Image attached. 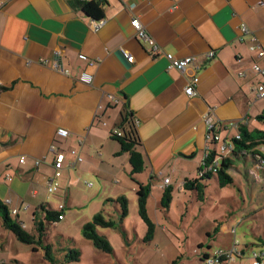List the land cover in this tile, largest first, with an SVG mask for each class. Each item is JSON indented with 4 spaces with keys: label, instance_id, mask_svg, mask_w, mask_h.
Masks as SVG:
<instances>
[{
    "label": "crops",
    "instance_id": "obj_1",
    "mask_svg": "<svg viewBox=\"0 0 264 264\" xmlns=\"http://www.w3.org/2000/svg\"><path fill=\"white\" fill-rule=\"evenodd\" d=\"M73 1L0 0V200L11 213L18 210L12 217L28 232H34L35 212L58 210L65 206L61 199L73 202L74 188L83 182L87 186L91 178H114V184H121L116 187L120 196L125 194L130 157L121 154L112 135L122 132L126 113L142 143L143 173L150 180L156 177L162 191L165 178L171 180L169 187L175 180L182 189L187 179L206 169L208 113L219 123L234 124L231 135L241 126L264 131V121L258 119L264 99L257 98L264 77L251 70L254 62L264 69V58L250 50L253 43L264 49V7L258 4L264 0H107L98 30L97 22ZM134 19L148 39L139 38ZM123 50L134 57L133 63ZM167 54L195 57V66L180 73L169 68ZM241 71L246 77L239 76ZM83 73L94 77L92 85L79 81ZM195 77L200 78L198 95L189 97L185 89ZM59 129L69 135L59 136ZM73 151L83 161L77 162ZM60 153L65 156L60 188L49 194L47 182ZM248 168L254 169L252 162ZM138 179L143 183L140 175ZM103 187L89 205L106 207ZM133 188L137 192L134 182ZM227 229L222 224L218 233ZM207 235L215 239L211 232ZM17 241L0 218V262L19 263L11 258L13 245L24 251ZM253 241L240 244L243 255L236 264H252L251 252L264 250L261 235ZM231 244L219 250H230ZM206 247L202 254L210 253V241Z\"/></svg>",
    "mask_w": 264,
    "mask_h": 264
},
{
    "label": "rangeland",
    "instance_id": "obj_2",
    "mask_svg": "<svg viewBox=\"0 0 264 264\" xmlns=\"http://www.w3.org/2000/svg\"><path fill=\"white\" fill-rule=\"evenodd\" d=\"M230 174L234 183L226 188H220L214 179L208 181L205 202H199L191 191L180 189L179 182L174 180L172 200L168 208H164L162 203L159 204L164 194L156 187L159 180L156 177L150 180L149 173H141L140 179L144 185H155L151 186L146 206L148 216L155 225L150 241L146 240L149 227L140 216L131 175H127L130 183L122 185L125 188L123 194L128 199V215L124 219L119 204L106 203L120 196L116 187L121 184H114V178L106 182L105 179L91 178L86 183H93V187L87 188L83 182L79 188H74L73 202L68 200L66 203L61 199L66 206L65 219L47 226L46 241L54 245L58 261H63L69 250L80 251V262L71 264H202L197 254L198 247L203 245L207 250L209 241L212 244L209 252L212 253L226 247L230 241H238L244 246L256 242L253 241L255 235H261L264 239V182L255 183L254 177L260 181L259 174V177L251 175L248 180L238 171ZM105 185L106 207L100 205L97 208L96 202L89 205V199L96 198L95 194ZM127 188H131V191ZM73 204L78 207H72ZM100 212L118 225L116 229L98 230L110 242L114 251L112 254L96 249L82 233L83 227ZM222 224H227L228 229L218 233ZM209 232L215 235V239H209ZM17 245L24 250L18 251L15 245L11 248V258L14 260L15 256L18 264H46L42 250L34 252L30 246L19 241ZM229 248L232 249V244ZM260 248L256 247L255 250ZM231 263L236 264L235 260ZM13 264L16 262L13 261Z\"/></svg>",
    "mask_w": 264,
    "mask_h": 264
},
{
    "label": "trees",
    "instance_id": "obj_3",
    "mask_svg": "<svg viewBox=\"0 0 264 264\" xmlns=\"http://www.w3.org/2000/svg\"><path fill=\"white\" fill-rule=\"evenodd\" d=\"M73 2L85 16L96 22H101L106 18L107 0H74ZM258 119L260 121H264V113L258 117ZM121 131V136H117L113 133L112 137L120 144L121 154H128L130 157V164L132 167L131 178L138 187L136 193L139 213L149 227L146 240L150 241L155 232V225L148 216L146 206L152 189L151 185H144L138 179V176L145 170V160L144 154L141 150L142 143L137 133L135 122L131 113L125 114ZM239 133L241 135V139L234 140L235 149L229 157L220 156L219 166L216 167L214 172L202 173L201 171L202 174H198L193 179H187L184 182L182 189L191 191L199 202H205L208 181L214 179L220 188H226L234 183L230 174L232 171H238L239 174L247 180L255 172L260 176V181H256L254 177L255 183L262 184V181L264 180V151L261 149L262 147L264 148V132L259 130L249 131L246 127L241 126L239 128ZM215 156H217L216 152L212 151L210 153V158L205 161L206 167L212 162ZM251 162L254 166L253 170H249L248 168ZM172 192V187L164 189L161 202L164 208H168V205L172 200ZM106 203L119 204L121 206L122 219L128 215V199L124 195L119 196L116 200L109 199ZM60 214L61 213L58 210L42 207L34 214V232H28L20 222L16 221L12 217V213L8 206L0 200V218L3 221L4 229L11 232L19 242L32 246L34 252L42 250L44 253V262L46 264L78 263L81 259L80 251L69 250L64 260L58 261L55 256L54 245L46 241L45 237L47 235V226L60 222L58 219ZM117 227V222L105 217L104 213L100 212L94 215L92 221L83 227L82 233L84 238L91 241L96 249L107 254H112L114 251L110 242L105 236L100 235L98 230L116 229ZM203 250V246H199L197 254L200 257L202 264H208L207 260L208 258L213 257V253L203 252L202 254L201 252ZM0 264L13 263L0 262Z\"/></svg>",
    "mask_w": 264,
    "mask_h": 264
},
{
    "label": "built area",
    "instance_id": "obj_4",
    "mask_svg": "<svg viewBox=\"0 0 264 264\" xmlns=\"http://www.w3.org/2000/svg\"><path fill=\"white\" fill-rule=\"evenodd\" d=\"M258 4L259 6L264 7V2H259ZM94 25L96 27L95 29L98 30L103 25V21L94 23ZM132 26L136 30L139 38L148 39L149 37L148 33L146 32L145 27L142 25L139 19H134L132 21ZM242 30L244 34L249 33L248 28L245 25L243 26ZM250 50L252 52H256L257 59L264 58V49L259 44L253 43L250 47ZM154 51L155 52L158 51L157 46L154 47ZM122 53L129 63L134 62V57L129 52L123 50ZM166 57L169 61V68L176 69L180 73H185L190 66L192 65L195 66V62H196L195 57L177 59L171 54H167ZM208 57L209 58L214 57V53L213 52L209 53ZM79 58L82 60H87V57L85 55H80ZM55 68L57 70H60L62 73L66 75L70 73L69 70H66L64 68L60 69L58 65H56ZM251 70L254 74L261 75L264 77V69H262L257 64V62H254V64L251 67ZM239 76L246 77V74L243 71H241L239 72ZM79 81L86 85H92L94 83V77L89 74L83 73L80 76ZM199 82H200V78L195 77L190 82L189 86H187V88L185 89V93L189 97H194L198 95L197 85L199 84ZM111 98L113 99L114 97L111 96ZM257 98L264 99V82L258 85ZM204 122L207 129L206 142L208 144L204 161H207L210 158V153L212 151H215L217 154V156L213 158L212 162L207 167L205 166L206 169L202 170V173H208V172H214L216 167L219 166L220 156L229 157L231 155L232 151L235 149L234 140L235 139L240 140L241 135L239 132L236 135H231L230 133L231 129L235 127V125L234 124L224 125L223 123H219L215 115L211 112L204 117ZM58 134L61 137H67L69 135V131L67 129H59ZM114 134H116L117 136H121L122 132L115 131ZM51 151L54 152L55 149L52 148ZM72 154L75 156L77 162L83 161V158L75 151H73ZM64 159H65L64 154L60 153L57 155L56 159L54 160L55 174L47 182V190L49 194L56 193L60 188L58 181L62 176ZM21 162L24 163V159H22ZM37 164H39V162H37ZM254 174L258 176L257 173ZM7 178L10 179L9 176H7ZM170 184H171L170 178H165L163 181V188H168ZM87 186L93 187V183H87ZM26 208H28V206ZM64 210H65L64 205H60L58 207V211H60L61 213L60 216L58 217L59 221H62L64 219ZM17 213L18 210H15L12 214L14 215ZM239 245L240 244L238 243V241H235L232 249L230 250L227 251L215 250L213 252V257L208 258L207 260L208 264H225V263L229 264L233 260H236L237 257L243 255V251L241 247H239ZM251 259H252V264H264V250L254 249L251 254Z\"/></svg>",
    "mask_w": 264,
    "mask_h": 264
}]
</instances>
